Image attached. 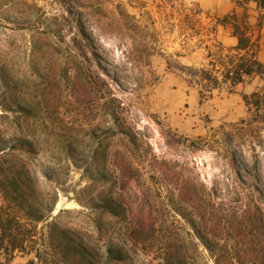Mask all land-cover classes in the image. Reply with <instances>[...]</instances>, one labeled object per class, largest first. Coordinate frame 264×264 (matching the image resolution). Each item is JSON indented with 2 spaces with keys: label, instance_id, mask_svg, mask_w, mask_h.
I'll return each mask as SVG.
<instances>
[{
  "label": "rangeland",
  "instance_id": "374dc122",
  "mask_svg": "<svg viewBox=\"0 0 264 264\" xmlns=\"http://www.w3.org/2000/svg\"><path fill=\"white\" fill-rule=\"evenodd\" d=\"M29 2L35 7L13 4L10 21L0 19V66L11 72L15 61L26 62L32 25L45 13L62 27L58 69L65 72L0 74V103L11 107L0 130L10 145L20 134L14 122L20 107L36 112L23 126L37 148L30 163L36 197L28 201L37 214L45 197L53 209L45 217L76 232L102 261L108 239L121 246L126 259L118 264H160L165 242L152 231L173 220L182 236L190 231L177 210L231 236L243 251L248 236L232 208L238 192L255 187L264 210V122L235 129L247 116L244 95L263 90L264 76L252 77V92L229 82L204 88L199 70L211 63L226 68L223 54L235 55L219 54L222 62L216 54L215 28L223 19L184 0ZM98 191L111 193L124 214L110 218L105 241L95 239L90 219ZM33 218L27 225L40 232L46 221ZM31 258L14 252L6 264Z\"/></svg>",
  "mask_w": 264,
  "mask_h": 264
},
{
  "label": "trees",
  "instance_id": "16d2710c",
  "mask_svg": "<svg viewBox=\"0 0 264 264\" xmlns=\"http://www.w3.org/2000/svg\"><path fill=\"white\" fill-rule=\"evenodd\" d=\"M236 1L239 7L244 8L248 0ZM13 4L35 7L29 0H0L1 21H10L6 12ZM257 6L264 10V0H257ZM31 15V12L27 14L28 17ZM232 17L237 18L235 14H232ZM41 19L38 25H32V32L24 48V52L28 51L26 62L15 61V68L11 72L4 65L0 66V74H61L60 72H65V69L61 71L58 69L61 53L59 42L63 39L62 27L56 22L55 15L49 17L44 13ZM26 21L30 22V20ZM261 25L262 20H259L257 26ZM80 34L86 37L85 30H80ZM233 34L237 37L236 54L225 56L227 59L225 63L229 68H223L221 74H218L220 70L215 69L216 65L211 63V69L199 70L202 78L207 81L204 85L205 89H213L220 82H229L231 86H234L246 78L251 79L255 75L264 76V67L256 58L259 38L248 23L246 12H243L234 23ZM217 48L219 53L221 50L219 43ZM220 77L222 81L219 80ZM14 87H18V84L15 83ZM201 96L204 97L202 90ZM244 105L247 116L236 123L235 130L238 132L252 130L253 121L264 122V89L244 95ZM0 106L3 108L0 118L9 119L11 107L2 103ZM20 109L19 114L14 118L20 134L13 137L12 144L6 145L7 140L1 137L3 132L0 130V256L3 258L0 259V264L9 262L14 252L32 255L27 264H118L124 262L125 250L108 239L111 232L110 218L120 221L124 215L121 204L111 193L98 191L96 197L98 203L92 206V209H96V213L90 218L97 234L95 239L97 241L108 239L104 261L101 260L102 256L90 248L76 232L57 228L52 219L48 220V216L45 217L46 210L47 212L53 210L48 207V203L44 202L45 197L41 198V207L43 205L41 214H37L38 209H34L32 204L28 203L30 199L36 197V183L31 175L30 163L37 153V148L33 134L27 132L23 124L36 117V112L25 106H21ZM48 110V108L41 110V132L43 133L42 114H46ZM110 133L113 136L116 134L113 131ZM256 191L261 195L262 192L255 187L246 190L245 193L238 192L239 204L232 208V215L239 219L241 228L248 236V244L243 251L241 244L238 241L234 242L231 236L215 232L210 223L205 222L202 225L191 216H186L184 211L177 210L190 226V231L186 232L188 236H182L179 230L183 226L178 220H173L167 225L161 223L157 231H152L160 232L165 242L160 264H264V210L259 205V196ZM94 199L92 197L89 201L93 202ZM32 217L36 221H46L40 232L27 225V221H31ZM196 240L202 245L207 253L206 256L198 249Z\"/></svg>",
  "mask_w": 264,
  "mask_h": 264
},
{
  "label": "crops",
  "instance_id": "0c3cea01",
  "mask_svg": "<svg viewBox=\"0 0 264 264\" xmlns=\"http://www.w3.org/2000/svg\"><path fill=\"white\" fill-rule=\"evenodd\" d=\"M187 3H195L200 8L208 11L213 16L223 19L215 28V38L218 43L220 44V52L218 50V57L222 53H235V47L237 45V37L233 34V25L243 12L247 14L248 23L252 26L254 34L258 35L259 38V49L256 52L257 60L262 64L264 67V10L260 9L257 6V0H248L245 4V7H239L237 5L236 0H184ZM232 14H235L237 18L232 17ZM253 20L257 21L255 24L252 22ZM259 20H262V25L260 27L257 26ZM224 58L226 59L225 54ZM224 58L222 60L224 61ZM189 61V59H187ZM225 63V62H224ZM226 64V63H225ZM227 66V64H226ZM223 68L219 69L220 71L218 74H221ZM228 68V66H227ZM263 76V75H262ZM248 79V78H247ZM248 80H250L248 82ZM245 82L237 83L235 86V91L237 88L245 90L250 89L249 91L253 90L252 84L254 78L248 79ZM252 92V91H251Z\"/></svg>",
  "mask_w": 264,
  "mask_h": 264
}]
</instances>
